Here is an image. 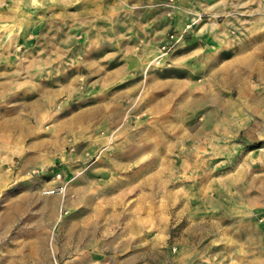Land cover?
<instances>
[{
  "label": "rangeland",
  "instance_id": "obj_1",
  "mask_svg": "<svg viewBox=\"0 0 264 264\" xmlns=\"http://www.w3.org/2000/svg\"><path fill=\"white\" fill-rule=\"evenodd\" d=\"M179 1L0 0V264H264V38Z\"/></svg>",
  "mask_w": 264,
  "mask_h": 264
},
{
  "label": "crops",
  "instance_id": "obj_2",
  "mask_svg": "<svg viewBox=\"0 0 264 264\" xmlns=\"http://www.w3.org/2000/svg\"><path fill=\"white\" fill-rule=\"evenodd\" d=\"M182 1H185L186 4H181ZM190 1H193V0H190ZM179 3L183 6V10L182 11H178L176 13H174V18L172 20V24H174V26L180 28L189 18V15L191 13H193L195 10L197 4H194L192 2H189L188 0H180ZM244 13V14H242ZM262 14L263 17H258L256 18V14ZM238 18V22L237 24H242V27H244L246 30V36L248 38L247 41H245V43L247 44H250V42L252 41V39H255L257 36H260V37H263L264 38V31L262 32V35H256V31H255V24L256 22H258V24L256 25H264V0H263V3H260V6L257 8V3L255 2V0H248V4H247V10L245 11H241V14L240 15H237L236 16ZM262 47L264 48V42H263V45ZM252 48V46H248L247 49L248 51L250 52V49ZM254 49H255V46H254ZM246 53L242 56V59H246L247 57L249 58L252 53L254 56V50H252L251 53ZM250 54V55H249ZM249 55V56H248ZM241 59V58H240ZM7 148H9V146H7ZM8 174H4V175H1L0 176V179L3 180H7L5 182H9V177H7ZM2 180H0V184L2 182ZM84 187V186H83ZM126 229V233H130L129 231V226L125 227ZM133 236V234H132ZM128 238H131V237H128ZM124 243H129L130 241L129 240H126L124 239ZM154 251V250H152ZM127 264V263H126Z\"/></svg>",
  "mask_w": 264,
  "mask_h": 264
}]
</instances>
